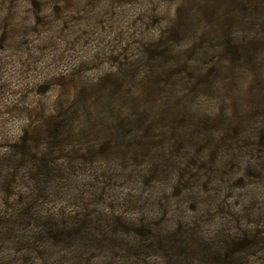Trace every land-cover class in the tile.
Segmentation results:
<instances>
[{
    "label": "clouds",
    "instance_id": "9594fccd",
    "mask_svg": "<svg viewBox=\"0 0 264 264\" xmlns=\"http://www.w3.org/2000/svg\"><path fill=\"white\" fill-rule=\"evenodd\" d=\"M0 264H264V0H0Z\"/></svg>",
    "mask_w": 264,
    "mask_h": 264
}]
</instances>
